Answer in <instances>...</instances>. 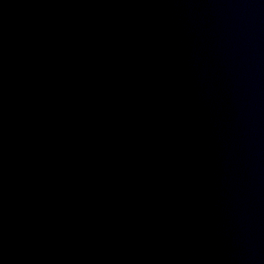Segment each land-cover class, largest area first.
<instances>
[{
	"label": "water",
	"instance_id": "1",
	"mask_svg": "<svg viewBox=\"0 0 264 264\" xmlns=\"http://www.w3.org/2000/svg\"><path fill=\"white\" fill-rule=\"evenodd\" d=\"M0 264H264V0H0Z\"/></svg>",
	"mask_w": 264,
	"mask_h": 264
}]
</instances>
